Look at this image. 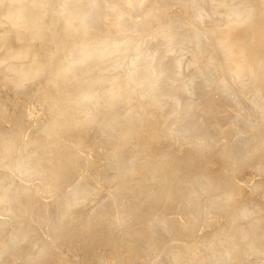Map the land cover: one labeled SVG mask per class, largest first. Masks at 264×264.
I'll list each match as a JSON object with an SVG mask.
<instances>
[{
	"label": "rangeland",
	"instance_id": "1",
	"mask_svg": "<svg viewBox=\"0 0 264 264\" xmlns=\"http://www.w3.org/2000/svg\"><path fill=\"white\" fill-rule=\"evenodd\" d=\"M7 1L8 0L5 2ZM44 1L45 2H43V0H34L35 7L42 9L40 10L37 8L36 17L31 18V31L41 30L43 32V30H47L46 27H48L50 30L53 28L55 31V35L52 34L54 32L52 29L50 31L52 33L49 35L52 34L57 36L58 34L60 35V31H57L55 25H57L59 21H62V19L67 20L68 23L75 26V28L65 42L66 44L64 43L61 45V50L57 58L59 56L65 57L67 53L65 51L67 50L69 52L67 54L72 55V57L74 55L77 56H74L77 59H69L70 61L68 63L71 61V63L78 61L81 67L84 66L86 68V72L79 71L77 73L72 71V73L57 77L55 72L61 67V63L53 62L46 67L44 66L41 78L33 82L36 72L33 54L30 50L25 53L28 48L26 45H23L24 43L22 40V43L19 40V44L18 39L21 37H19L15 31V28L10 27L14 30L12 33L13 30H9L10 28L8 26H0L4 29L6 28L4 31L9 28V32L6 31L5 34L3 30H1L2 28L0 29V36L7 34V36H5L7 40H4L5 37L3 36L4 39L2 41L0 37V49L2 51L0 52V63L4 64V66L0 64V133L2 132L1 134H3L2 138L0 135V138L4 145H8L5 146V149L6 147L7 149L15 147L10 153L14 151L18 152H14L15 154L13 153V155L16 156V158H13L12 154L8 155L10 154L9 151L6 150L5 152V150H2L4 148H1L0 151V179L2 178L0 180L2 181L0 182V189L3 190H0V201H4V203L2 201V203L0 202V264L30 263V257L33 256L34 251L39 247L36 245V242L47 241L51 237V235H49L50 227L52 230L53 222L55 221L46 219L42 227L38 226L41 230L34 227L36 224L30 225L31 220H28L23 215L22 210H20L23 204L29 205L32 203L35 209L44 212L46 215L48 213L50 214L49 216L57 215L56 212H60L59 214H61L66 211L65 217L63 216L64 219L60 217L61 219H59L58 223L61 221L63 224L69 223L70 219L68 218L74 215L72 212L75 213V216H78L77 213L83 214L89 212L91 209L96 208V206L98 207L103 201H108L110 197H113V195L110 196V194H113V187L116 188L127 185L126 180L122 181L119 179L118 182H115L116 179L113 178L115 173L111 174L109 169L112 163L116 171L119 170L123 164L125 165V163H127L125 160L127 161V159L130 158L127 163L132 166L130 176L132 177L138 174L139 176L145 177L147 173L150 172V168L155 164L153 155L163 151L172 150L173 155L170 158V162L166 163L167 170L170 173L164 170L162 173H159L160 177L171 179L180 178L183 180L186 186L182 187L183 189H181L180 196H193V192L191 191L192 188H195V192H198L195 198L188 203L186 202L188 206L187 210L192 212L195 217L189 224L184 221V223H177L171 226L170 220H184V217H182L181 205L179 202L169 203L164 201L159 205L158 211L163 213L162 215L169 221L163 220V224L165 225L159 224V228L165 231L161 239L149 238L144 242H129L127 247L124 246L122 237L120 236V238L117 234H124L126 230L124 228L115 229L114 227L115 224L119 226L122 222L121 218V222L117 220L114 225L111 223L107 224L106 227L108 229L111 228L112 231L114 229L113 232L111 231L112 233L100 231L99 229L94 230L95 232L92 231L93 233H88L89 235L87 234L84 238H78L77 241L71 244H65L62 248L53 246L51 249L47 250L48 256H50L47 261L43 259L42 261L31 264H159V258H161L162 261L164 259H170V251L161 249V244H165L164 247L167 249L174 246V244H178L180 248H187L188 246L194 245L203 248L201 246H205L207 241H211V234L215 233L217 230L222 229V233L227 234L229 237L238 236L248 225L247 220L253 217L251 213L254 215V212H256L254 215L256 219H258V215L261 212L263 214V216L261 214V217H264V211L262 209L264 207V201L262 202L263 204L258 202L264 199V148L257 149V147H254V150L250 148V146H254L253 140L256 135V132L253 130H255V128L261 130L264 126V123L261 124V122H264V112L263 114L259 113V111H264L261 109H264V105H262L264 104L262 103L264 100L260 97L258 91V86H264V61H262V59H264V54L261 49L264 45V41L255 42L252 40L250 37L251 31L243 26L245 22L251 20L252 15H254V18L263 22L264 25V0H257L258 2L256 0H239L241 2L238 0H131V2L126 3L125 10L123 5H119V1L113 5L114 8H108L104 3L102 6L99 4L91 6V3L97 0H81L77 6L83 7L87 12L86 16L84 15L83 17H86L84 21H77L76 17L72 16L71 13H67L68 6L71 7L69 4L72 0H69L67 3L64 2L65 0H61L62 2L60 0ZM244 1L248 4H245ZM3 2L2 0V4ZM122 3L123 2H121V4ZM258 3H260V5ZM32 6L33 3L28 5V7L26 6V8L29 9L28 12L31 11L30 9ZM5 7H7L6 4L5 6H0V23L4 21V19L9 21V18H11L10 14H8L9 12H7V8L5 10ZM3 9L9 16L5 14ZM121 9L124 11H119ZM41 11L44 12L42 15ZM33 12H35V10H32L31 13ZM6 15L9 18L6 17ZM2 17L5 18L2 20ZM72 18L76 19L71 21ZM2 23L1 25H3ZM7 23L5 25H8ZM62 32L64 33L63 30ZM12 34L15 36H12ZM16 34L18 36H16ZM9 35L10 37H8ZM15 38L18 44H16ZM78 38H80L79 41L81 45L79 41H76ZM81 38H83V40H81ZM57 40L60 39L56 37L43 43L38 41L35 42L33 48H55L56 42H58ZM220 40L223 42L225 40L226 44L229 41L230 47L219 50L215 56V53L211 52L208 45L212 43V41ZM2 42L4 47L7 45L5 47L6 49L1 46ZM76 43L78 44L76 45ZM8 45L11 47L14 45L15 49L13 47V50H10L11 47L9 48ZM18 47H23L21 49L24 52H22L21 49L19 50ZM97 47V55H94L91 59L87 57L83 60H78V58L82 56H90L93 48ZM17 48L18 50H16ZM4 51H9L6 53L8 58L3 54ZM87 52H89V54ZM12 53L13 56H11ZM9 54L13 59H15L16 56L18 58L20 56V59H17V57L16 59L17 61L19 60V62L20 60L22 61L18 63L16 60H12V63V61H10L12 58L9 57ZM26 54L29 56H24ZM217 57H220V59ZM218 59L220 63L217 62ZM11 65L15 66L11 68ZM254 66L255 69L252 70ZM1 67H4L5 73ZM28 68L31 70L34 69L35 71L32 72L30 70V73L29 70H25ZM11 71L13 73L8 75L7 72L10 73ZM22 71L24 72L22 73ZM254 72L260 75L254 77ZM15 74L17 75L16 79L14 77ZM25 74L27 76H25ZM28 75L34 76L33 80L30 81L33 83L29 82L32 76L28 78ZM227 75L231 77L228 78V80L225 79ZM22 77L24 80H22ZM25 77L28 80H26ZM92 77L96 81L95 87H97V93H100L102 96V101L97 100L96 97L94 98L92 93H87L84 104L73 106L64 113V120L62 121H66V127L60 128L59 131L54 134V137L47 135L46 130L43 131L42 142L45 143L42 144L52 149L56 147L51 156L64 157L66 161H68V156L76 158V160H74V166L64 177L58 178L54 177L52 174L54 178L59 179L56 181V179L54 180L51 177L52 175L50 172L43 175V169L45 168L44 161L42 163L38 162V160L35 161V158H33L32 155L30 156V153L27 152L29 142L27 138H30V134H36L39 129L36 125L37 123H35L38 122V119L47 127L55 123L54 117L50 113L54 112L57 105L60 106L64 104L65 100H61L60 98L63 97L65 90H81L84 84ZM6 81H12L19 85H21L22 82L25 83L28 81L29 84L25 83L26 85L22 84L14 89L3 84ZM234 81L239 82V85L236 87L235 84L232 85ZM110 83H113V85H111L112 89L114 87L119 90L118 93L116 91L114 92V90L113 93H108L109 91H106ZM233 86L235 87L234 89L232 88ZM38 90H42L41 93H39ZM227 90L230 92H227ZM256 96L258 98H256ZM240 98H243L244 102L247 104L241 102L243 100H239ZM256 99L259 100L257 101ZM234 100H239L237 101V106L234 105ZM261 100L263 101L261 102ZM54 101L57 103H54ZM257 104L259 108H257ZM238 105H242L241 109L244 107L242 109L244 112L242 113L246 114L247 111L248 113L254 111L252 114L254 115L255 113L256 116L258 112L257 117L259 120H256L255 118L257 117L253 116V119L249 117L251 121H246L249 119H245L248 113L246 115L243 114L241 117L242 110H240V107L238 109ZM244 105L247 106V109ZM250 106H252V109H250L251 112L248 108ZM254 106H256V109ZM130 111H140L139 113L141 115L144 113L146 115H143V120L141 119L142 116H139L138 119L132 121L131 124L128 125L129 131L120 134L122 131L121 127H123L122 124L127 121L125 118L127 117L126 114ZM83 113L84 115H82ZM243 118L244 120H242ZM260 118L262 120H260ZM193 121L197 132L190 133L187 131L190 128L188 125ZM230 121H233L235 124L237 123L234 129L227 127ZM258 121L260 123H258ZM8 123L10 125H7ZM215 123L218 124L215 126ZM247 124L248 126L250 125L248 130H246L247 127L245 126ZM181 125H185L186 127ZM207 125L211 129L208 128ZM237 125L239 126L237 127ZM205 127L206 129L208 128L207 131L210 129L214 134L219 135L220 133L221 136L223 135V131H226L228 128L227 134L230 135L229 137L228 135L226 136L228 140L235 138V140L232 139L231 141L226 140L227 138L225 139L230 142L227 144L228 149L233 146V148L230 149L232 153L235 152L234 158L232 159L233 162H213L211 159L212 157L207 156L208 153L204 156L205 152L202 150L203 144L195 138L198 136V130L201 129L200 133L206 132ZM240 129L243 132L242 134H240ZM233 130H236V135H234L235 133ZM8 131L14 133H9ZM262 131L263 132L259 131V133L261 132L260 135L264 137V128ZM10 134L16 136L18 142ZM238 136L240 137L236 138ZM18 137L20 138L18 139ZM9 139L11 141H9ZM236 139L238 142L242 139L241 142L238 143L239 147L236 145L237 143H235L237 142ZM76 140H80L85 150L74 154L71 153L72 149L70 146H74ZM14 142L16 143L15 146L13 145ZM229 144L231 146L228 147ZM17 145H19V147ZM24 145H26L25 147L27 148H25ZM60 145L62 147L58 149L57 146ZM248 146L249 148H247ZM22 149L23 153H20ZM188 149L196 154L195 161H193L196 168H204L207 170L221 168V175L217 177V181L220 183L219 187L214 190L209 189L206 185L204 187V184H201L202 179L197 169L190 167L189 169L187 166L185 167L186 169L188 168L186 171L179 172L182 169V164H180V162L177 164L175 163L177 156L182 155L185 150ZM10 156L12 158H10ZM66 156L67 158H65ZM24 158H29L27 160L28 164H24L26 162ZM31 160H33V162ZM36 162L38 163L36 164ZM110 162L112 163L110 164ZM34 163L36 165H34ZM155 166L156 165H154V167ZM21 168H23V171ZM40 171L42 172L39 173ZM104 171H107V173ZM37 173L39 175L42 174L44 177L42 175L39 177ZM103 174H107L106 178L113 181L109 182L108 179L104 181L106 178L104 180L99 179ZM153 177L156 178L155 175ZM44 178L50 180L44 181ZM209 178L210 176H207V179ZM52 179L53 181L51 182ZM108 182L112 184H108ZM83 183L89 185L87 186L89 188L85 187ZM81 186L82 189H84V195H88L87 198H91L85 200L81 204L78 202L79 206H77V203L76 206L75 204H68L69 202L75 203V200L79 201V197L78 199L76 198L79 196L77 192L81 194ZM110 186H113L112 189ZM153 186H156V184L148 188L152 189ZM78 187H80V189H78ZM163 187L164 185H159L157 188L162 189ZM10 188H13L14 191ZM86 188L89 189V192ZM94 189L96 194H94ZM7 190L20 195H18L16 200H12L9 197V193H4V195L8 194L6 197L2 194ZM90 192L93 193L91 194ZM66 193L69 196L67 198ZM231 193H233L235 197L230 207L223 211L211 208L212 201L209 202V200H213L214 196H224L228 194L229 196H227V198L230 199L232 197ZM73 194L76 195L74 196ZM107 197L109 198L107 199ZM250 197L253 198V201L254 198H257V201H248ZM65 198L66 200L68 198V200H72H67V202L64 200ZM58 200L61 203L58 202ZM243 200H245V202ZM243 202L248 203L244 204ZM58 203L60 204V211L57 208ZM253 203L255 204L253 205ZM257 203L258 205L260 203L259 206L261 208L255 206ZM239 204H244L246 206L242 205L244 208L240 206V209L242 208L240 210L239 207H237ZM65 205H68L67 209H70L69 211H63ZM70 205L75 206V208ZM247 205H249V207ZM252 205L257 208L251 212L250 207ZM253 206L252 209L254 208ZM114 207L116 209V206ZM245 207H247V210ZM259 208L262 210L257 211ZM248 210L250 211V215H248ZM225 211H227V214L224 213ZM241 214H243V217H250L243 219L242 216H240ZM233 216L241 218L235 219ZM261 217H259L260 219L258 221L260 223H258L264 234V224H262L264 223V218L261 219ZM47 220H50V222ZM230 221L236 223V228L233 231H229L228 229ZM136 222V219L133 220L129 228H133V225L137 226L138 223ZM33 227L37 229H33ZM148 228L147 225L141 227L142 231H146ZM176 230L181 231L179 236ZM174 233L176 237L173 236ZM47 236L49 238H47ZM175 238L176 240H173ZM243 238V236H240L234 241L236 242L233 244L235 246L230 247L232 252L236 249H241L240 245L243 242ZM49 240L51 241L52 237ZM161 240L163 241L162 243ZM157 246L160 248L159 252H157ZM59 252L66 256L67 254L71 255V257H63L59 255ZM243 252V257L245 258V254L249 252L248 248L243 249ZM116 253L119 255L118 259L113 258ZM217 253L220 255V264H242L244 260L246 261L243 257L241 261L238 259L229 260L223 257L227 254L226 248H220ZM104 254H106L105 258L102 257ZM185 261L187 260L185 259ZM254 263L264 264V255L258 256Z\"/></svg>",
	"mask_w": 264,
	"mask_h": 264
},
{
	"label": "bare ground",
	"instance_id": "2",
	"mask_svg": "<svg viewBox=\"0 0 264 264\" xmlns=\"http://www.w3.org/2000/svg\"><path fill=\"white\" fill-rule=\"evenodd\" d=\"M4 2L6 1V0H3ZM61 1V0H60ZM69 0H65L64 2L65 3H67ZM120 2L119 3V5H123V8H124V10H125V8H126V3H129V2H131V0H97V1H94V2H96V3H94V2H92L91 3V6L93 5V6H96V5H107L106 7H113V5H115L117 2ZM142 1V0H141ZM169 1V0H168ZM239 1V0H238ZM257 1V0H256ZM4 2H3V4H2V0H1V5L3 6H5V4H6V6L7 7H5V10H6V8H7V12H9L8 14H10V17L11 18H9L8 16V14L6 13V11L4 10V12H5V14H7L6 15V17H8L9 18V21L8 20H5L4 19V21H2V22H4V23H2L3 25H1V23H0V26H8L9 28L10 27H12V28H15L16 30V32H17V34L19 35V37H21L20 39H18V42H19V40L21 41H23V45L25 46L26 45V47L28 48V50L25 52V53H27V52H29V50H30V52L33 54V59H34V65H35V67H36V72H35V78H34V76H32L33 75V73H32V77L30 76V75H28L29 77L28 78H30V80H29V82L31 81V80H33V78H34V80H33V82L34 81H36V80H39L40 78H41V76H42V73H43V68H44V66L46 67L48 64H51V63H53V62H57V63H61V67L60 68H58L57 69V71L55 72V74H56V76L57 77H60V76H62V75H64V74H69V73H72V71H74V72H79V71H82V72H86V68L84 67V66H82L81 67V64H80V62H78V61H75V63H68L70 60L69 59H77V58H75L74 56H76V55H74L73 57H72V55H70V54H67V53H69L67 50L65 51V52H67L66 53V55H65V57H61V56H59L58 58H57V55H58V53L60 52V50H61V45L62 44H64L66 41H67V39L70 37V35H71V32H72V30L75 28V26H73V25H71L70 23H68V21L67 20H63L62 19V21H59L58 23H57V25H55L56 26V29H57V31L59 30L60 31V35L58 34L57 36H54L55 34V31H54V29L53 28H51V30L53 29V33L52 32H50L51 30H50V28H48V27H46V29L47 30H43V32L40 30V31H31L32 29H30V27H32V19L31 18H35L36 17V15H37V8H39V7H35V4H34V0H8L7 2H5V4H4ZM39 2V1H38ZM41 2V1H40ZM43 2H45L44 0H43ZM47 2V1H46ZM62 2V1H61ZM81 2V0H72L71 1V3L69 4V5H71V7H69L68 6V9H67V13H71L72 14V16H74V17H76L77 18V21H84V19L86 18H83L84 17V15L86 16V14H87V12L83 9V7H79V6H77V4L78 3H80ZM121 2H123L122 4H121ZM202 2V1H201ZM200 2V3H201ZM239 2H241V1H239ZM258 2V1H257ZM31 3H33V6H32V8L30 9L31 11L30 12H28V10L29 9H27L26 8V6L28 7V5H31ZM36 3V2H35ZM104 3V4H103ZM197 3V2H196ZM244 3H245V1H244ZM51 4V3H50ZM96 4V5H95ZM245 4H248V3H245ZM257 4V3H256ZM259 5H260V3H258ZM0 5V6H1ZM36 6H38V5H36ZM158 6V5H157ZM257 6V5H256ZM160 7V6H159ZM246 7V6H245ZM1 8H3V7H1ZM114 8V7H113ZM261 8V7H260ZM40 9V8H39ZM42 9V8H41ZM40 9V10H41ZM52 9V8H51ZM257 9V8H256ZM32 10H35V12H33V13H31L32 12ZM66 10V9H65ZM124 10H119V11H124ZM130 10V9H129ZM42 12V11H41ZM120 12V13H121ZM44 12H42L41 13V15L43 14ZM0 14H1V12H0ZM255 14V13H254ZM110 15V14H109ZM2 16V15H1ZM3 16H4V14H3ZM61 16V15H60ZM258 16V15H257ZM63 17V16H62ZM88 17V16H87ZM110 17H112V16H110ZM3 18H5V17H2V20H3ZM7 18V19H8ZM38 18V17H37ZM71 18V17H70ZM76 18H72L71 19V21L72 20H74V19H76ZM183 18V17H182ZM192 18H193V16H192ZM26 20V21H25ZM135 20V19H134ZM0 21H1V18H0ZM7 21H8V23H7ZM115 21V20H114ZM8 24V25H5V24ZM49 23V22H48ZM47 23V24H48ZM74 23V22H73ZM75 23H78V22H75ZM188 23V22H187ZM196 24V23H195ZM35 25V24H34ZM110 25H112V24H110ZM49 26H50V23H49ZM244 27H246L247 29H249L250 31H251V34H250V37L252 38V40H254L255 42H263L264 41V25H263V22H261L260 20H258V19H256V18H254V15H252V17H251V20L250 21H248V22H245L244 23V25H243ZM7 27V28H8ZM211 27V26H210ZM2 27H0V29H1ZM8 28V29H9ZM12 28H10L9 30H11ZM86 28V27H85ZM221 28H223V27H221ZM238 28V27H237ZM6 29V28H5ZM4 28H2L1 30H3V32H4V34H5V32L7 31V32H9V30L7 29L6 31H4L5 30ZM20 29V30H19ZM43 29V28H42ZM192 29V28H191ZM13 30V29H12ZM11 30V31H12ZM62 30L64 31V33L62 32ZM10 31V32H11ZM56 31V32H57ZM114 31V30H113ZM2 32V33H3ZM14 32V30L12 31V33ZM50 33H52V34H54V35H49ZM207 33V32H206ZM216 33V32H215ZM3 34V36L5 37V36H7V34L6 35H4ZM15 34V33H14ZM14 34H12V36H15ZM16 34V36H18ZM132 34V33H131ZM209 35V34H208ZM212 35V34H211ZM3 36L1 35L0 37L2 38L1 40L3 41ZM11 36V37H12ZM8 37H10V35L8 36ZM56 37H58L60 40H57L58 42H56V47L55 48H46V49H44V48H33V46L35 45V42H38V41H41V43H43V42H46V41H49L50 39H53V38H56ZM16 38H18V37H16ZM16 38L14 39L15 41H16ZM72 38V37H71ZM12 39H13V37H12ZM79 39L80 38H78L76 41H79ZM1 40H0V42H1ZM4 40H7V38L5 37V39ZM9 40V39H8ZM11 40V39H10ZM81 40H83V38H81ZM11 41H13V40H11ZM22 41H21V43H22ZM75 41V42H76ZM222 40H220V41H212V43H210L209 45H208V48H210L211 49V52H213V53H215V56H216V53H218V51L219 50H222V49H225V48H229L230 47V43H229V41H228V43L226 44L225 43V40H224V42L222 41ZM6 42H8V41H6ZM97 42V41H96ZM227 42V41H226ZM84 43H85V41H84ZM242 43V42H241ZM4 44H5V42H4ZM15 44V43H14ZM16 44H18L17 43V41H16ZM19 44H20V42H19ZM66 44V43H65ZM78 43H76V45H77ZM79 44L81 45V43H80V41H79ZM86 44V43H85ZM6 45V44H5ZM22 45V46H23ZM80 45H78V46H80ZM231 45H234V44H231ZM1 46L2 47H4V45H3V42H2V44H1ZM7 46V45H6ZM5 46V47H6ZM9 46V45H8ZM66 46V45H65ZM235 46V45H234ZM1 47V48H2ZM4 47V49H6ZM11 46H9V48H10ZM13 47H14V45L10 48V50H13ZM20 47V46H19ZM18 47V48H19ZM64 47V46H63ZM18 48L16 49V50H18ZM21 48H23V47H21ZM21 48H19V50L21 49ZM236 48V47H235ZM3 49V50H4ZM14 49H15V47H14ZM80 49V48H79ZM98 49V47L97 48H93V50L91 51V54H90V56L89 55H87V56H82L81 58H78V60H83V59H85V58H87V57H90V59H91V57H93L94 55H97L96 53H97V50ZM238 49V48H237ZM242 49V48H241ZM262 53L264 54V45L262 46ZM9 50V51H10ZM97 50V51H96ZM243 50V49H242ZM9 51H7V52H9ZM21 51H22V49H21ZM73 52H75L74 50H72ZM206 51V50H205ZM0 52H2L1 51V49H0ZM6 51H4L3 52V54L4 55H6V53H7ZM11 52V51H10ZM22 52H24V51H22ZM82 52V51H81ZM71 53V52H70ZM83 53H85V52H83ZM88 54H89V52H87ZM100 53H102V52H100ZM244 53V52H243ZM21 54V53H20ZM30 54V53H29ZM82 54V53H81ZM245 54V53H244ZM17 55H19V54H17ZM218 55V54H217ZM11 56H13V53H12V55ZM10 56V54H9V57H11ZM24 56H29V55H24ZM32 56V55H31ZM247 56V55H246ZM264 56V55H263ZM6 57H7V55H6ZM17 57V56H16ZM16 57H15V59H13L12 57V59H10V61H12V60H16L17 61V59H20V56H19V58L17 57V59H16ZM77 57V56H76ZM8 58V57H7ZM26 58V57H25ZM30 58V57H29ZM61 58H64V59H61ZM216 58V57H215ZM217 58H219L220 59V57H217ZM246 58H248V57H246ZM22 59V58H21ZM31 59V58H30ZM58 59V60H57ZM61 59V60H60ZM152 59V58H151ZM219 59L217 60V62L218 63H220V61H219ZM222 59V58H221ZM1 60V59H0ZM60 60V61H59ZM89 60V59H88ZM148 60V59H147ZM4 61H6V60H4ZM7 61H8V59H7ZM6 61V62H7ZM9 61V62H10ZM22 60H20V62H21ZM252 61V60H251ZM259 61V60H258ZM262 61H264V59H262ZM15 62V61H14ZM18 63H20L19 62V60L17 61ZM16 62V63H17ZM222 62V61H221ZM256 62V61H255ZM254 62V63H255ZM12 63H13V61H12ZM16 63H15V65H16ZM67 63V64H66ZM143 63V62H142ZM1 64V63H0ZM3 64V63H2ZM1 64V65H2ZM14 65V66H15ZM33 65V66H34ZM3 66H4V64H3ZM7 66V65H6ZM10 66V65H9ZM14 66H12L11 65V68L12 67H14ZM21 66V65H20ZM259 66V65H258ZM18 67V66H17ZM35 67H33V68H35ZM1 68H3V71H4V67H1ZM261 68V67H260ZM8 69H10V68H8ZM7 69V70H8ZM18 69V68H17ZM19 69H20V67H19ZM255 69V66H254V68L252 69V70H254ZM262 69V68H261ZM22 70V69H21ZM25 70H29V72H30V70L31 69H25ZM34 69L33 70H31L32 72H34L35 71ZM259 70V69H258ZM2 71V72H3ZM6 71H4V73H5ZM16 72H18V71H16ZM19 72H21V71H19ZM24 71H22V73H23ZM26 72V71H25ZM98 72V71H97ZM11 73H13L12 71L9 73V72H7V74L9 75H11ZM15 73V72H14ZM31 73V72H30ZM29 73V74H30ZM173 73V72H172ZM17 74V73H16ZM15 74V79H16V75ZM19 74V73H18ZM28 74V73H27ZM100 74V73H99ZM5 75V74H4ZM14 75V74H13ZM20 75V74H19ZM24 75V74H23ZM225 75V74H224ZM260 74L258 73L257 74V72H254V74H253V76L254 77H258ZM22 76V75H21ZM21 76H19V77H21ZM25 76H27L26 74H25ZM12 77V76H11ZM19 77H17V78H19ZM23 78V77H22ZM21 78V79H22ZM26 78V77H25ZM228 78H231L229 75H227L226 76V78L225 79H227L228 80ZM224 79V80H225ZM19 80V79H18ZM22 80H24V78L22 79ZM26 80H28L27 78H26ZM25 80V81H26ZM79 80V79H78ZM227 80H226V82H227ZM17 82V81H16ZM29 82L27 81V82H25V83H27V84H29ZM33 82H30V83H33ZM40 82V81H39ZM95 79L92 77L86 84H84V86H83V88L81 89V90H70L69 89V91H64V94H63V97H61L60 99L61 100H65V102H64V104H62V105H57V107H56V109L54 110V112H52V113H50L53 117H54V120H55V123H53L51 126H44L43 125V123H41V121H39L40 119H38L37 121L38 122H35V123H37L36 125H37V127H39V129L37 130V132H36V134H30L29 135V137L30 138H27V140L29 139V142H28V150H27V152H29L30 153V156L32 155L33 156V158H35V161L36 160H38V162H43L44 161V169H43V175H45L46 173H48V172H50L51 173V175L53 174L54 175V177H58V178H62V177H64L65 175H66V173H68L69 171H70V169H72V167L74 166V160H76V158H71L70 156H68V158H67V156L65 157V158H67V160L68 161H66V159H64V157L63 158H60V157H56V156H51L52 155V152H54V150H55V148H48L47 146H44L43 144L45 143H43L42 142V139H43V136H42V134L44 133L43 131L44 130H46V132H47V135H50L51 137H54V134L56 133V132H58L59 131V129L60 128H64V127H66L67 126V123H66V121H62V120H64V113H66L70 108H72L73 106H78L79 104H84V101H85V99H86V94L88 93V94H90V93H92V96L95 98H97V100H100V101H102V96L100 95V93H97V87H95ZM231 82V81H230ZM3 83V82H2ZM20 83V82H19ZM25 83H21V85L22 84H24V85H26ZM44 83V82H43ZM53 83V82H52ZM229 83V82H228ZM3 84H5V85H7V86H9V87H11V88H14V89H16V88H18L19 86H21V85H19L18 83V85L16 84V83H13L12 81H6V82H4ZM63 84H64V82H63ZM224 84H225V82H224ZM235 84V87L236 86H238L239 85V82H232V85H234ZM111 85H113V83H110V85H109V88H106V91H109L108 93H113V90H114V92L116 91L117 93L119 92V90L118 89H116V88H114L113 87V89H112V87H111ZM230 85V84H229ZM232 85H230V86H232ZM264 85V84H263ZM224 87V86H223ZM234 86L232 87L233 89L235 88ZM112 89V90H111ZM41 91L42 90H38V92L39 93H41ZM52 91V90H51ZM226 91V90H225ZM229 90H227V92H228ZM258 91H259V95H260V97L264 100V86H262V85H260V86H258ZM230 92V91H229ZM54 93V92H53ZM258 94V93H257ZM258 95V96H259ZM9 96V95H8ZM91 96V97H92ZM244 96V95H243ZM1 97H2V95H1ZM11 97V96H10ZM16 97V96H15ZM92 97V98H93ZM229 97V96H228ZM247 97H248V95H247ZM221 98V97H220ZM245 98V97H244ZM253 98V97H252ZM252 98H251V100H252ZM256 98H258L257 96H256ZM3 99V98H2ZM222 99V98H221ZM224 99H226V98H224ZM253 99H255V98H253ZM10 100V99H9ZM239 100H243V98L241 99H239ZM239 100H234V105H236L237 106V101H239ZM248 100V99H247ZM250 100V101H251ZM257 101L259 100V99H256ZM263 100H261V102L263 101ZM46 101V100H45ZM56 101H58V100H56ZM56 101H54V103H57ZM158 101V100H157ZM246 101V100H245ZM255 101V100H254ZM1 102V101H0ZM11 102V101H10ZM159 102V101H158ZM241 102H244V100L243 101H241ZM252 102V101H251ZM250 102V103H251ZM261 102H260V104H261ZM7 103V102H6ZM9 103V102H8ZM244 103H246V102H244ZM253 103V102H252ZM257 103V102H256ZM255 103V104H256ZM262 103H264V102H262ZM247 104V103H246ZM245 104V105H246ZM254 104V103H253ZM2 105V104H1ZM5 105V104H4ZM240 105V104H239ZM238 105V109H239V107H240V110H242L241 109V107H242V105L241 106H239ZM244 105V106H245ZM250 105V104H249ZM262 105H264V104H262ZM253 106V105H252ZM252 106H250V107H248L249 108V111H250V109H252ZM11 107H12V105H11ZM27 107V106H26ZM255 107V109H256V106H254ZM261 107V106H260ZM264 107V106H263ZM227 108V107H226ZM245 108L247 109V106H245ZM257 108H259L258 107V104H257ZM22 109H23V107H22ZM123 109V108H122ZM153 109V108H152ZM233 109V108H232ZM262 110H264L263 108H261ZM2 110V109H1ZM258 110V109H257ZM256 110V111H257ZM47 111V110H46ZM124 111V110H123ZM127 111V110H126ZM253 111V110H252ZM255 111V112H256ZM140 112V111H139ZM139 112H137V111H130V112H128L127 114H126V116L127 117H125L126 118V120L127 121H125L122 125H123V127H121V129H122V131H121V133L120 134H124V133H127L128 131H129V127H128V125H130L131 124V122L132 121H134L135 119H138L139 118V116L141 117L142 116V120L144 119V117H143V115H146L145 113L144 114H140ZM231 112H233V111H231ZM242 112H244L243 110L241 111V113ZM246 112V111H245ZM251 112V111H250ZM254 112V111H253ZM253 112H251V113H248V111L246 112V114L248 113V116H245L244 118L245 119H247V118H249V117H251V119H253L252 117L253 116H255V113H254V115L252 114ZM263 112L264 111H262V112H260L259 111V113H261V114H263ZM45 113V112H44ZM91 114H92V112H91ZM243 114L244 115H246L245 113H242V115H240L241 117L243 116ZM82 115H84V113L82 114ZM257 115H258V112H257V114H256V116L255 117H257ZM9 116H11V115H9ZM14 116V115H13ZM45 116V115H44ZM219 116H221V115H219ZM239 116V117H240ZM7 117V116H6ZM75 117V116H74ZM240 117V118H241ZM259 117H260V115H259ZM14 118H17V117H14ZM197 118V117H196ZM244 118L242 119V120H244ZM262 118H263V116H262ZM13 119V118H12ZM18 119H20V118H18ZM22 119H23V117H22ZM25 119V118H24ZM198 119V118H197ZM251 119L249 118V119H247L246 121H248V120H250L251 121ZM256 120L258 119V117L257 118H255ZM255 119H254V121H255ZM264 119V118H263ZM7 120H10V119H7ZM6 120V121H7ZM16 120V119H15ZM36 120V119H35ZM34 120V121H35ZM43 120V119H42ZM76 120V119H75ZM199 120V119H198ZM241 120V119H240ZM259 120V119H258ZM260 120H262L261 118H260ZM16 121H18V120H16ZM203 121H205L204 119H203ZM245 121V122H246ZM253 121V120H252ZM264 121V120H263ZM19 122V121H18ZM22 122V121H21ZM20 122V123H21ZM206 122V121H205ZM244 122V121H243ZM242 122V123H243ZM244 122V123H245ZM257 122V121H256ZM3 123V122H2ZM204 123V122H203ZM210 123H211V121H210ZM209 123V124H210ZM247 123V122H246ZM258 123H260L259 121H258ZM264 122H261V124H263ZM206 124H207V122H206ZM206 124H205V126H206ZM208 124V125H209ZM213 124V123H212ZM216 124H218V123H215V126H216ZM237 124V123H236ZM236 124L232 121H230L229 122V124L227 125V127L228 128H233L234 129V127H236ZM248 124H249V122H248ZM248 124L247 125H245L246 127H247V129L246 130H248V127L250 126H248ZM253 124H254V122H253ZM257 124V123H256ZM7 125H10L9 123L7 124ZM125 125H127V126H125ZM137 125V124H136ZM197 125H198V123H197ZM200 125V124H199ZM204 125V124H203ZM208 125H207V127H208ZM214 125V124H213ZM255 125V124H254ZM253 125V126H254ZM264 125V124H263ZM262 125V126H263ZM16 126V125H15ZM26 126H27V124H26ZM25 126V127H26ZM44 126V127H43ZM134 126V125H133ZM144 126V125H143ZM181 126H185V125H181ZM188 126H190V128L187 130L188 132H190V133H193V132H197L196 131V126H195V123H194V121L191 123V124H189ZM187 126V127H188ZM201 126V125H200ZM223 126V125H222ZM239 125H237V127H238ZM245 126H242L243 128H246ZM257 127H258V124L256 125ZM261 126V125H260ZM186 127V126H185ZM204 127V126H203ZM211 127H213V126H211ZM226 127V128H227ZM252 127V126H251ZM250 127V128H251ZM255 127V126H254ZM254 127H252V128H254ZM12 128H13V126H12ZM21 128H22V124H21ZM26 128H28V127H26ZM199 128V127H198ZM197 128V129H198ZM208 128H210V127H208ZM208 128L206 129V127H205V129H206V132L205 133H200L201 132V129L200 130H198V133H197V135L198 136H196V140H198V141H200L202 144H203V146H202V150L205 152L204 153V156L208 153V157H212L211 159H212V161L214 162H221V163H226V162H228V163H231V161H232V159L234 158V153H232L231 152V150L230 149H232L233 148V146H231L230 144L228 145V147L229 146H231V148H227V144L228 143H230V142H228L229 140H228V138L226 137L228 134H227V131H228V128H227V130L226 131H223V135L221 136L220 135V133H219V135H216V134H214L213 132H211V128L209 129V131H207L208 130ZM223 128V127H222ZM240 128V127H239ZM242 128V129H243ZM259 128H262V127H259ZM263 128H264V126H263ZM263 128L261 129V130H259V131H261V132H263L262 130H263ZM14 129H18V128H14ZM216 129V128H215ZM219 129V128H218ZM229 129V130H230ZM238 129V128H237ZM203 130V129H202ZM212 130H213V128H212ZM245 130V131H246ZM257 130V128H255V130H253V131H255L256 132V135H255V138H254V140H253V143H254V146L252 147V146H250V148H253V150H254V147L256 148L257 147V149H259V148H264V137H262L261 135H260V133H259V131ZM22 131V130H21ZM26 131V130H25ZM183 131V130H182ZM214 131H216V130H214ZM234 131V130H233ZM236 131V130H235ZM235 131H234V133H235ZM240 131H241V133L240 134H242L243 132H242V130L240 129ZM5 132H7V131H5ZM9 132V131H8ZM35 132V131H34ZM2 133V132H1ZM0 133V135H1V138H2V135L3 134H1ZM9 133H14V132H9ZM108 133V132H107ZM106 133V134H107ZM142 133V132H141ZM183 133H184V131H183ZM199 133H200V135H199ZM217 133V132H216ZM230 133H232V132H230ZM238 133V132H237ZM29 134V133H28ZM28 134H26V135H28ZM239 134V133H238ZM8 135V134H7ZM11 136H12V134H10ZM10 135H9V137H10ZM15 135H17V134H15ZM234 135H236V133L234 134ZM245 135H246V133H245ZM263 135V134H262ZM21 136V135H20ZM25 136V135H24ZM114 136V135H113ZM230 135H228V137H229ZM232 136H233V134H232ZM231 136V137H232ZM5 137V136H4ZM13 138H15V140L17 141V137L16 136H12ZM147 137V136H146ZM230 137V138H231ZM240 136H238V137H236V138H239ZM243 137V136H242ZM245 137V136H244ZM0 138V151H1V148H4V149H2L3 151L5 150V152H6V150L7 151H9V153H10V151L11 150H14L13 148H15V147H11L12 149H7V147H6V149H5V146L7 145H4V143L2 142V139ZM6 138H7V136H6ZM20 137H18V139H19ZM45 138V137H44ZM227 138V139H226ZM246 138V137H245ZM23 139V138H22ZM177 139V138H176ZM228 140V141H226V140ZM232 139H234L235 140V138H231V140ZM61 140V139H60ZM230 140V141H231ZM239 140V139H238ZM242 140V139H241ZM241 140H239V142H241ZM9 141H11L10 139H9ZM19 141H21V140H19ZM45 141V140H44ZM50 141V140H49ZM165 141V140H164ZM168 141V140H167ZM236 141H237V139H236ZM243 141H244V139H243ZM7 142V141H6ZM5 142V143H6ZM18 142V141H17ZM53 142V141H52ZM238 141L237 142H235V143H237L236 145H238V143H239ZM43 143V144H42ZM47 143V142H46ZM170 143V142H169ZM232 143V142H231ZM245 143V142H244ZM8 144H10V143H8ZM15 142H14V146H15ZM27 144V143H26ZM65 144H66V142H65ZM70 144V143H69ZM143 144V143H142ZM12 145V144H11ZM10 145V146H11ZM21 145V144H20ZM54 145V144H53ZM251 145V144H250ZM8 146V145H7ZM18 147H19V145H17ZM16 146V147H17ZM26 145H24V147H25ZM147 146V145H146ZM17 147V148H18ZM23 147V148H24ZM58 147V149H60L62 146L60 145V146H57ZM84 146L82 145V143L80 142V140H76V143L74 144V146H70V148L72 149L71 150V153H77V152H79V151H83V150H85V148H83ZM86 147V146H85ZM144 147V146H143ZM191 147H193V146H191ZM234 147H236V146H234ZM238 147H239V145H238ZM237 147V148H238ZM21 148H22V146H21ZM20 148V149H21ZM25 148H27V147H25ZM87 148V147H86ZM194 148H195V146H194ZM237 148H235V149H237ZM247 148H249V146L247 147ZM19 149V150H20ZM185 149V148H184ZM192 150H194V149H192ZM23 151V149L20 151V153H23L22 152ZM25 151V150H24ZM14 152H17V151H14ZM13 152V153H14ZM13 153H10V154H8V152H7V154L8 155H13ZM18 153V152H17ZM16 153V154H17ZM19 153V154H20ZM25 153V152H24ZM178 153V152H177ZM176 153V154H177ZM15 154V153H14ZM19 154H18V157L20 158V156H19ZM21 155V154H20ZM172 150H169V151H163V152H159V153H156L155 155H153V161H155V164L154 165H156L155 167H154V165H153V167H151L150 168V172L149 173H147V175L144 177V176H139L138 174L137 175H134V176H130V174H131V170H132V166H131V164H127L128 163V161H129V159H127V161L125 160V162H127V163H125V165L123 164L122 165V167L119 169V170H116L115 171V167H113L112 165H113V161L112 162H110V164L112 163V165H108L109 166V169H110V173L111 174H113V173H115V175H114V179H116L115 180V182H118L119 181V179H121L122 181L123 180H126L127 182H126V184L127 185H123V186H121V187H113V186H110L111 187V189H112V187H113V194H110V196H112L113 195V197H107V199H108V201H103L102 203H100L99 205H98V207L96 206V208H94V209H91L89 212H85V213H83V214H79V213H77V215L78 216H75V213H73L72 212V214H74V215H72L73 217H71V218H68V217H66V218H68V219H70L69 221V223H62V221L61 222H59L58 223V221H59V219H61L64 215H66V211L65 210H67V211H69L68 209H67V206L68 205H65L64 207H63V211H65L64 213L62 212L61 214H59V213H57L56 212V214L57 215H54V216H49L50 214H48L47 213V215L49 216V218H48V216L46 215V214H44V212H41V211H39V210H37V209H35L34 208V206L32 205V203L31 204H29V205H25V204H23V207L20 209V210H22V212H23V215L28 219V220H31V223H30V225H33V224H36L34 227H37L38 228V226L39 227H42V225H44V223H45V220L46 219H52L53 221H55V222H53L54 224H53V227H52V230H51V227H50V232H49V235H51V237H52V240L50 241L49 239H51V237L49 238L48 236H47V238H49L47 241H38V242H36V245H38L39 247L34 251V254H33V256L32 257H30L31 259L29 260V262L30 263H28V264H31V263H34V262H38V261H42L43 259H45L46 261L49 259V257L50 256H48V253H47V250H49V249H51L53 246H55V247H59V248H62V247H64L65 246V244H71L72 242H75V241H77V239L79 238H84L85 236H87V234L88 233H90L91 234V232L93 231V232H95L94 230H97V229H99L100 231L102 230V231H108L109 233H112L113 231H114V229H113V231H112V229L110 228V229H108L106 226H107V224H115V222L117 221V220H119L120 222H121V218H122V222L119 224V226L118 225H114V227H115V229H121V228H124L125 230H126V233H124V234H117L119 237L121 236L122 237V243H123V245L124 246H128V243L129 242H144V241H146L147 239H153V238H158V239H161L163 236H164V233H165V231L163 230V229H161V228H159V224H161V225H165V224H163L164 222H163V220H168V219H166L162 214L163 213H161V212H159L158 211V207H159V205L161 204V203H163L164 201H167V202H169V203H176V202H179L180 203V205H181V212H182V214H183V216L182 217H184L183 219V221H179V220H170V225L172 226V225H176L177 223H184V221L187 223V224H189V222H191V220L192 219H194L195 217H194V214L192 213V212H190V211H188L187 209H188V206H187V203L188 202H190L193 198H195V196H196V194L198 193V192H195V188L193 189H191V191L193 192V196H191V195H185V196H180V192H181V189H183L182 187H185L186 185V183H184L183 182V180H181L180 178H166V177H160V175H159V173H162L164 170H167V167H166V163H168V162H170V158L172 157ZM217 155V156H216ZM15 155H13V158H16V156L14 157ZM26 156H27V154H26ZM176 156V155H175ZM174 156V157H175ZM0 157H1V155H0ZM24 157V156H23ZM179 157V158H178ZM195 157H196V154L194 153V152H192L190 149H188V150H185V152L182 154V155H179V156H177V159H176V164L178 163V162H180V164H182V169L179 171V172H184V171H186L189 167L190 168H194V169H197L198 170V173H199V175H200V177H201V179H202V183L201 184H204V187H205V185L209 188V189H211V190H214L215 188H217V187H219V185H220V183L217 181V177L218 176H220L221 175V168L220 169H216V170H207V169H204V168H196L195 167V164L193 163V161H195ZM10 158H12L11 156H10ZM9 158V159H10ZM22 159V158H21ZM25 159V158H24ZM29 159V158H28ZM27 158L25 159V163L24 164H28L27 162V160H28ZM236 159V158H235ZM235 159H234V161H235ZM15 160V159H14ZM5 161V160H4ZM3 161V162H4ZM19 161V160H18ZM22 161H24V160H22ZM32 162H33V160H31ZM30 161V162H31ZM38 162H36V164L38 163ZM124 162V161H123ZM159 164H158V163ZM233 162V161H232ZM13 163V162H12ZM21 163V162H20ZM19 163V164H20ZM116 163H117V161H116ZM130 163V162H129ZM11 164V163H10ZM23 164V165H24ZM35 163H34V165H36ZM115 164V163H114ZM12 166V165H11ZM20 166V165H19ZM26 166V165H25ZM107 166V167H108ZM112 166V167H111ZM168 166V165H167ZM188 166V168L186 169L185 167H187ZM22 167V166H21ZM24 167V166H23ZM172 167V166H171ZM33 168V167H32ZM189 168V169H190ZM13 169V168H12ZM22 169V171H23V168H21ZM109 169H107V170H109ZM185 169V170H184ZM111 170H112V172H111ZM173 171V170H172ZM42 171H40L39 173H41ZM105 173H107V171H104ZM6 173V172H5ZM14 173V172H13ZM31 173V172H30ZM167 173H170L168 170H167ZM36 174V173H35ZM34 174V175H35ZM38 174V173H37ZM128 174H129V177H128ZM39 175V174H38ZM40 175H42V174H40ZM40 175H39V177H40ZM42 175V176H43ZM48 175V174H47ZM53 175L51 176L54 180L56 179V181L57 180H59V179H57V178H54L53 177ZM155 175V177L156 178H154L153 176ZM198 175V176H199ZM36 176V175H35ZM42 176H41V178H42ZM121 176H122V178H121ZM207 176H210V178L209 179H207ZM38 177V176H37ZM44 177V176H43ZM51 177H50V179H51ZM107 177V174H103L99 179H102V180H104L105 178ZM2 179V178H1ZM0 179V180H1ZM43 179V178H42ZM50 179H47L48 181L50 180ZM53 179L51 180V182L53 181ZM107 179L109 180V182H112L113 180H110L109 178H106V180H104V181H107ZM167 179V180H166ZM193 179V178H192ZM200 179V178H199ZM9 180V179H8ZM46 179L44 178V181H45ZM46 180V181H47ZM132 181V182H131ZM180 181V182H179ZM182 181V182H181ZM0 182H2V181H0ZM108 182V184H112V183H109ZM128 182H129V184H128ZM48 184L50 183V182H47ZM54 183H55V181H54ZM1 184V183H0ZM45 184V183H44ZM51 184V183H50ZM78 184H80V183H78ZM78 184H76V185H78ZM84 184V183H83ZM156 184V186H153L152 187V189H149L148 187L149 186H152V185H155ZM3 185H4V183H3ZM14 185V184H13ZM81 185V184H80ZM80 185H78V186H80ZM161 186V185H164V187L162 188V189H158L157 187L158 186ZM16 186V185H15ZM84 186L85 187H87V186H89V185H85L84 184ZM203 186V185H202ZM77 187V186H76ZM91 187V186H90ZM15 188V187H14ZM17 188V187H16ZM87 188H89V187H87ZM86 188V189H87ZM11 190H13V188H10ZM32 189V188H31ZM75 189H77V188H75ZM78 189H80V187H78ZM77 189V190H78ZM93 189V188H92ZM0 190H2V189H0ZM16 191H18L17 189H15ZM88 190V192H89V189H87ZM91 190V189H90ZM3 191V190H2ZM8 191H10V190H7V191H4L2 194L4 195V193L6 192V193H9V197L12 199V200H16L17 198H18V195H20V194H18V193H15V192H8ZM21 192V191H20ZM75 192H77V191H75ZM80 192H81V194L79 193V192H77L78 193V195L79 196H77V198L76 199H78V197H79V201H77V200H73L75 203H68V204H75V206H76V203L78 204V202H79V204H81V203H83L85 200H88V199H90V198H87V196H85L84 195V189H82V186H81V189H80ZM94 192H95V189H94ZM13 193V194H12ZM91 193V192H90ZM89 193V194H90ZM93 193V192H92ZM91 193V194H92ZM178 193V194H177ZM85 194H86V192H85ZM94 194H96V192L94 193ZM189 194V193H188ZM232 194V197L229 199V198H227V196H229L228 194L227 195H224V196H214L213 197V200L211 199V200H209V202H211V208H216V209H220V211H223V210H225L226 208H228V207H230L232 204H233V202H234V194L233 193H231ZM6 195H8V194H5L4 196L6 197ZM66 195H67V193H66ZM74 195V194H73ZM72 195V196H73ZM76 195V194H75ZM74 195V196H75ZM3 196V197H4ZM94 196V195H93ZM96 196V195H95ZM252 196V195H251ZM67 197H69L68 195L66 196V198ZM242 197V196H241ZM241 197H239V198H241ZM263 197V196H262ZM66 198L64 199V200H66ZM87 198V199H86ZM1 199V198H0ZM5 199V198H4ZM3 199V200H4ZM69 199V198H68ZM67 199V200H68ZM246 199H248V198H246ZM245 199V200H246ZM253 198H251L250 197V199L248 200V201H250V200H252ZM257 198H254V201L256 200ZM19 200V199H18ZM61 200V199H60ZM66 200V201H67ZM72 200V199H71ZM71 200H68V201H71ZM92 200H94V199H92ZM241 200V199H240ZM245 200H243L244 202H245ZM259 200V199H258ZM2 201V200H1ZM0 201V202H1ZM56 201V200H55ZM66 201H65V203H66ZM67 201V202H68ZM253 201V200H252ZM253 201V202H254ZM257 201V200H256ZM264 201V199L262 200V201H258V202H263ZM3 203H4V201H2ZM1 202V203H2ZM34 202V201H33ZM57 202V201H56ZM56 202H55V205H56ZM58 202H60L59 200H58ZM187 202V203H186ZM214 202V203H213ZM243 202V203H244ZM61 203V202H60ZM63 203V202H62ZM64 203V204H65ZM248 203V202H247ZM247 203H244V204H247ZM264 203V202H263ZM262 203V204H263ZM67 204V203H66ZM79 204L77 205V206H79ZM98 204V203H97ZM244 204H239V205H237V207H239V209H240V206H242V205H244ZM255 203H253V205H254ZM59 203H58V209H59ZM73 205H70L71 207H74L75 208V206H73ZM250 205V204H249ZM249 205H247L248 207H249ZM252 205V206H253ZM259 205H260V203H259ZM258 205V203L255 205V206H258V207H260ZM114 206H116V209H115V207ZM244 206H246V205H244ZM244 206H242L243 208H244ZM252 206L250 207L251 208V212H252V210L254 211V209H256L257 207H255V206H253L254 208L252 209ZM263 206V205H262ZM18 207V206H17ZM38 208V207H37ZM42 208V207H41ZM61 208V207H60ZM65 208V209H64ZM261 208V207H260ZM257 209V211L258 210H262L263 209V211H264V207L262 208V209ZM72 209V208H71ZM242 209V208H241ZM240 209V210H241ZM245 209L247 210V207H245ZM19 210V209H18ZM19 210V211H20ZM61 209H59V211H60ZM85 210V209H84ZM249 211V210H248ZM256 211V210H255ZM75 212V211H74ZM240 212V211H239ZM242 212V211H241ZM244 212H247V211H244ZM71 213V212H70ZM225 214H227V211H225L224 212ZM249 214L248 215H250V211L248 212ZM255 213L256 212H254V215H255ZM22 214V213H21ZM259 214V213H258ZM261 214H262V212L258 215L259 217H261ZM243 214H241L240 216H242ZM244 215H245V213H244ZM251 215L253 216V217H250V216H248V217H250L247 221H248V225L246 226V228L245 229H243V231L238 235V236H228L227 234H224V233H222V229L220 230H217L215 233H213V234H211V236H212V240L211 241H207V244L205 245V246H201V247H203V248H199V247H197V246H188L187 248H180L179 246H178V244H174V246H171V247H169L168 249L167 248H165L164 246H165V244H161L162 245V247H160L161 249H165L166 251H170L169 252V254H170V259L169 260H166V259H164L163 261L161 260V258H159V264H220L219 263V257H220V255H218V250L220 249V248H226L227 249V254H225L223 257H225V258H228L229 260H233V259H238L239 261H241L242 260V257H243V249H245V248H248V250H249V252L247 253V254H245V258L243 257V259H246V261L244 260L243 261V263L242 264H255L254 263V261H256V258H258V256H263L264 255V234L262 233V229H260L261 227H259V217H258V219H256L255 217L256 216H254L252 213H251ZM47 216V217H46ZM59 216V217H58ZM226 216V215H225ZM239 216V215H238ZM247 216V215H246ZM262 216H263V214H262ZM61 217V218H60ZM65 217V216H64ZM64 217H63V219H64ZM181 217V216H180ZM182 217H181V219H182ZM248 217H243L242 216V218L243 219H247ZM179 218V217H178ZM178 218H176V219H178ZM233 218H235V219H240L241 217H236V216H233ZM262 218H264V217H261V219ZM137 220V222L136 223H138L137 224V226H135V225H133V228H129L130 227V223L133 221V220ZM170 219H172V218H170ZM50 220H47L48 222H50ZM46 221V222H47ZM169 221V220H168ZM263 221V220H262ZM237 222V221H236ZM259 222V223H258ZM236 223L234 222V221H230L229 222V224H228V229H229V231H233L236 227V225H235ZM262 224H264V223H262ZM147 225V227H149L146 231H142V229H141V227H143V226H146ZM33 227V229H37V228H34ZM264 227V226H263ZM38 229H40V228H38ZM264 229V228H263ZM31 230V229H30ZM41 230V229H40ZM24 231V230H23ZM26 231H27V229H26ZM25 231V232H26ZM112 231V232H111ZM176 231H178V230H176ZM226 231V230H225ZM22 232V231H21ZM20 232V233H21ZM30 232V231H29ZM92 232V233H93ZM180 232L181 231H178L177 232V234H178V236L180 235ZM264 232V231H263ZM172 233V232H171ZM229 233V232H228ZM22 234H23V232H22ZM21 234V235H22ZM48 235V234H47ZM89 235V234H88ZM93 235H95V234H93ZM91 236V235H90ZM173 236H175L176 237V235H175V233L173 234ZM240 236H243L244 238L242 239L243 240V242L241 243V245H240V250H238V249H236L235 251H231V248L230 247H232V246H235V245H233L234 243H236V242H234L235 240H237ZM120 237V238H121ZM46 238V239H47ZM40 239V238H39ZM37 240H38V238H37ZM36 240V241H37ZM42 240V239H41ZM173 240H176V238L175 239H173ZM82 241V240H81ZM163 241L161 240V243H162ZM35 246V245H34ZM35 248V247H34ZM160 248L157 246L156 247V249H157V252H159L160 251ZM116 251V250H115ZM231 251V252H230ZM114 252V251H113ZM117 252V251H116ZM115 253V252H114ZM2 255H4V254H2ZM59 255H61V256H63V257H65L66 255L65 254H62V253H60L59 252ZM108 255V254H107ZM105 256H106V254H104V256H102L103 258H105ZM250 258H249V257ZM66 257H71V255H68L67 254V256ZM114 259H118L119 258V255H118V253H116V255L113 257ZM130 258V257H129ZM60 259V258H59ZM185 259L187 260V261H185ZM25 262V261H24ZM185 262V263H184ZM224 262V261H223ZM40 263V262H39ZM75 263H77V262H75ZM80 263H81V261H80ZM224 264V263H223Z\"/></svg>",
	"mask_w": 264,
	"mask_h": 264
}]
</instances>
